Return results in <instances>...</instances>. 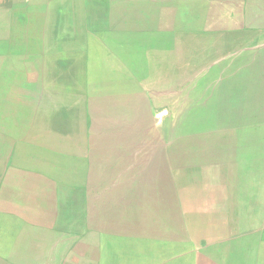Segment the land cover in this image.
Returning <instances> with one entry per match:
<instances>
[{
  "label": "crops",
  "instance_id": "obj_1",
  "mask_svg": "<svg viewBox=\"0 0 264 264\" xmlns=\"http://www.w3.org/2000/svg\"><path fill=\"white\" fill-rule=\"evenodd\" d=\"M180 4L186 6L181 18L190 67L197 60L205 64L208 54L219 55L228 20L237 19L242 0H0V264H99L100 246L113 251L121 240L126 264H222L219 240L202 246L210 234L204 224L197 232L189 223L152 227L149 222L148 231V219L129 210L126 199L100 200L98 147H87L86 158L81 147L72 148L78 155L70 166L66 147L51 148L41 140H76V135L33 128L43 123L35 118L36 92L95 106L96 100L118 96L129 107L126 100H146L148 92L163 90L147 75L155 68L156 45L163 36L171 45L179 32ZM51 26L75 29L70 55L59 42V56L52 57L45 34L42 52L35 54L40 42L35 28ZM84 27L91 34L86 44ZM108 41L116 51L100 59L99 43L105 49ZM107 186L126 187V180Z\"/></svg>",
  "mask_w": 264,
  "mask_h": 264
},
{
  "label": "rangeland",
  "instance_id": "obj_2",
  "mask_svg": "<svg viewBox=\"0 0 264 264\" xmlns=\"http://www.w3.org/2000/svg\"><path fill=\"white\" fill-rule=\"evenodd\" d=\"M237 9L219 55L210 53L205 64L197 60L190 67L181 18L186 6L180 4L179 32L171 45L163 43L165 36L156 45L155 68L147 75L163 90L148 92L146 100H126L129 107L118 96L96 100L95 106L86 99L36 92L35 118L43 123L33 128L35 133L76 135V140H41L51 148L66 147L70 166L78 155L72 148L81 147L86 158L87 147H98L100 200L126 199V207L152 227L189 223L200 232L204 224L210 234L202 246L219 240L222 264H264V0H242ZM88 30L83 28L85 44ZM44 34L52 57L59 56V42L70 55L78 37L74 28H35L40 40L34 44L36 55L42 52ZM105 46L99 43L100 59L116 51L112 42ZM36 63L41 68L42 60ZM124 165L126 172L120 170ZM124 180L126 187L107 186ZM151 225L145 229L152 230ZM123 244L121 240L113 251L100 246L99 264H126Z\"/></svg>",
  "mask_w": 264,
  "mask_h": 264
}]
</instances>
